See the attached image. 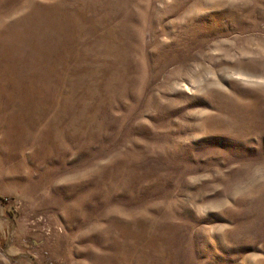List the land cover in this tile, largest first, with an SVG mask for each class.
Segmentation results:
<instances>
[{
    "label": "rangeland",
    "instance_id": "1",
    "mask_svg": "<svg viewBox=\"0 0 264 264\" xmlns=\"http://www.w3.org/2000/svg\"><path fill=\"white\" fill-rule=\"evenodd\" d=\"M0 264H264V0H0Z\"/></svg>",
    "mask_w": 264,
    "mask_h": 264
}]
</instances>
